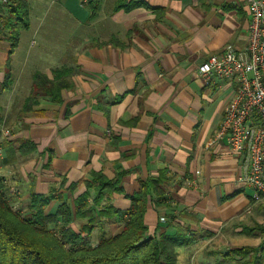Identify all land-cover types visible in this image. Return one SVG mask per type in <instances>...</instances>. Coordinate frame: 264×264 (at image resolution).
I'll use <instances>...</instances> for the list:
<instances>
[{
  "label": "crops",
  "instance_id": "0c3cea01",
  "mask_svg": "<svg viewBox=\"0 0 264 264\" xmlns=\"http://www.w3.org/2000/svg\"><path fill=\"white\" fill-rule=\"evenodd\" d=\"M25 1L28 27L13 45L5 21L19 0H0V121L11 132L0 191L20 213L50 195L46 213L66 203L67 225L90 224L96 244L123 230L131 197L147 189L149 236L235 234L246 238L238 248L250 243L264 258V196L241 181L244 153L217 137L237 82L198 72L245 47L249 0ZM61 70L70 85L58 102L40 95L21 115L37 73L52 80ZM95 173L120 189L99 193Z\"/></svg>",
  "mask_w": 264,
  "mask_h": 264
},
{
  "label": "trees",
  "instance_id": "16d2710c",
  "mask_svg": "<svg viewBox=\"0 0 264 264\" xmlns=\"http://www.w3.org/2000/svg\"><path fill=\"white\" fill-rule=\"evenodd\" d=\"M27 15V2L19 0L5 21V25L13 30V45L19 30L28 27ZM67 75L66 70L57 71L49 80L37 73L21 115L32 109L40 95L49 94L58 102L60 90L70 85ZM7 82L8 79L0 84V90L8 85ZM28 143L30 141L25 140L21 145ZM94 175L99 193L104 188L111 192L120 189L117 181L108 180L100 173ZM50 199V195H33L31 213L23 215L12 208L10 198L0 191V264H179L178 248L189 246L196 239L194 233L182 227L174 232H164L160 237L148 235L145 223L147 189L131 197L123 230L113 236L103 235L96 244L87 238L92 231L90 224L80 232L67 225L71 211L66 203L56 211L46 213ZM59 218L61 225H58ZM230 253L236 264H264L257 247H241Z\"/></svg>",
  "mask_w": 264,
  "mask_h": 264
},
{
  "label": "built area",
  "instance_id": "2783aa9c",
  "mask_svg": "<svg viewBox=\"0 0 264 264\" xmlns=\"http://www.w3.org/2000/svg\"><path fill=\"white\" fill-rule=\"evenodd\" d=\"M97 1L79 0L83 6ZM249 12L245 47L210 56L199 64L198 72L205 82L214 77L237 82L217 137L226 138L233 149L244 153L247 171L241 181L252 187L253 198L260 200L264 196V0H249ZM10 135V129L0 121V151ZM12 208L20 211L15 204Z\"/></svg>",
  "mask_w": 264,
  "mask_h": 264
},
{
  "label": "rangeland",
  "instance_id": "374dc122",
  "mask_svg": "<svg viewBox=\"0 0 264 264\" xmlns=\"http://www.w3.org/2000/svg\"><path fill=\"white\" fill-rule=\"evenodd\" d=\"M210 238V237H209ZM234 235H218L212 239H196L189 246L178 248L179 264H236L232 258L234 249H238L237 244H243V239H237ZM242 247H254L246 244ZM229 253V254H228ZM236 258H239L237 256Z\"/></svg>",
  "mask_w": 264,
  "mask_h": 264
}]
</instances>
